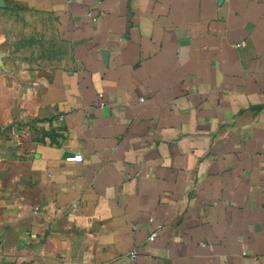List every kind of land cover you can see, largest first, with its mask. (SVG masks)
I'll use <instances>...</instances> for the list:
<instances>
[{"label": "crops", "instance_id": "crops-1", "mask_svg": "<svg viewBox=\"0 0 264 264\" xmlns=\"http://www.w3.org/2000/svg\"><path fill=\"white\" fill-rule=\"evenodd\" d=\"M0 264H264V0H0Z\"/></svg>", "mask_w": 264, "mask_h": 264}, {"label": "built area", "instance_id": "built-area-1", "mask_svg": "<svg viewBox=\"0 0 264 264\" xmlns=\"http://www.w3.org/2000/svg\"><path fill=\"white\" fill-rule=\"evenodd\" d=\"M66 161L80 163L83 161V156L80 154H74L73 156L67 157ZM157 238H158V233L153 232L149 235L148 241H149V243H153L157 240ZM137 255H138V253L136 251L132 252L131 259L136 260Z\"/></svg>", "mask_w": 264, "mask_h": 264}]
</instances>
